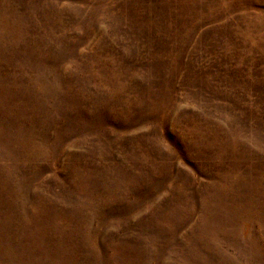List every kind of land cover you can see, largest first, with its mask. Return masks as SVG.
Returning <instances> with one entry per match:
<instances>
[{"label":"rangeland","instance_id":"1","mask_svg":"<svg viewBox=\"0 0 264 264\" xmlns=\"http://www.w3.org/2000/svg\"><path fill=\"white\" fill-rule=\"evenodd\" d=\"M0 264H264V0H0Z\"/></svg>","mask_w":264,"mask_h":264}]
</instances>
